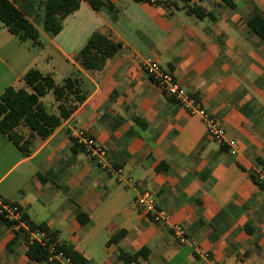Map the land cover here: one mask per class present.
Masks as SVG:
<instances>
[{"label":"crops","instance_id":"crops-1","mask_svg":"<svg viewBox=\"0 0 264 264\" xmlns=\"http://www.w3.org/2000/svg\"><path fill=\"white\" fill-rule=\"evenodd\" d=\"M8 1L37 39L22 41L0 23V95L23 88V75L36 69L56 85L75 79L82 102L48 138L32 137L29 156L0 134V167L13 162L0 177V200L58 231V243L72 245L87 264H264V191L249 177L264 161V42L247 24L254 13L264 19V0H228L232 8L223 0H103L98 10L80 1L55 36L44 29L47 0ZM93 33L121 47L88 73L74 56ZM147 56L220 123L239 154L151 82L140 65ZM80 128L104 149L106 167L71 153V133ZM138 192L151 195L162 222L137 205ZM173 226L192 243L178 245ZM13 237L0 224V264H43L26 258L21 239L8 249Z\"/></svg>","mask_w":264,"mask_h":264},{"label":"trees","instance_id":"trees-1","mask_svg":"<svg viewBox=\"0 0 264 264\" xmlns=\"http://www.w3.org/2000/svg\"><path fill=\"white\" fill-rule=\"evenodd\" d=\"M80 1L47 0L44 15L45 31L55 36L60 31L61 20L75 11ZM83 1H86L93 10H98L104 5L103 0ZM223 1L228 7H233L230 1ZM191 12L195 16L198 15L196 8H193ZM0 23L10 34L17 36L22 41L27 39L36 41L37 39V31L33 25L8 0H0ZM247 24L250 32L264 42V19L254 13ZM120 47V43L113 41L109 36L93 33L85 46L74 56V61L82 70L88 73H96L102 70L106 61L114 56ZM22 80L24 82L23 88H7L0 95V134L9 140L22 156L26 157L31 153L32 137H38L42 140L48 138L60 126L61 122L76 110L82 102V95L77 86V81L70 77L64 79L61 85H56L51 75L31 69L23 75ZM47 94H50L56 103L55 113L50 112L41 100ZM20 128L26 129L28 134L24 135ZM80 152H83L82 147L73 141L71 153ZM249 177L264 191V186L258 182L255 176L250 174ZM18 208L26 229L19 228L14 231V237L7 245L8 249L21 239L26 245L25 256L29 261L60 264L53 259L49 261L52 256L49 247L52 246L54 248L53 254L61 253L65 259L69 260V264H87L83 256L72 245L58 243V231L50 230L44 223L31 221L27 214L20 207ZM77 221L84 224L88 219L79 212ZM0 224L7 227L12 225L1 215ZM33 232L42 233L44 237L40 241L29 240L30 233ZM116 237L112 238V241Z\"/></svg>","mask_w":264,"mask_h":264},{"label":"built area","instance_id":"built-area-1","mask_svg":"<svg viewBox=\"0 0 264 264\" xmlns=\"http://www.w3.org/2000/svg\"><path fill=\"white\" fill-rule=\"evenodd\" d=\"M83 1V0H81ZM148 3L154 6H170L177 2L191 1V0H132ZM143 72L149 77L151 82L165 95L174 100V102L183 110L188 112L192 116H197L203 122L207 135L216 143L223 147H227L231 152L239 154L240 148L237 143L229 138L220 123L209 113H207L199 104L198 100L191 96L179 83L175 80L174 75L167 70L160 67L158 62L152 57H144L140 61ZM71 138L77 145L82 147L83 153L90 159L95 161L99 166L106 167V153L104 149L97 143L91 132L85 128L75 129L71 133ZM257 180L264 186V161L260 165L257 172ZM117 181H121L120 178ZM128 183L134 187L135 184L128 180ZM136 203L139 207L145 210L149 217L154 222H162L165 219V215L162 211H159L156 206V202L152 199L151 195L147 192H138L135 197ZM0 215L7 222L12 223L10 228L13 231H17L19 228L26 229L25 222L21 220V213L18 206L9 204L0 200ZM172 233L175 237L178 245H184L190 241L185 231L181 226H173ZM30 240L40 241L44 237L42 233L33 232L30 233ZM52 256L49 261L56 260L60 264H69V260L65 259L61 253L53 254L54 248L49 247ZM206 257V255H203Z\"/></svg>","mask_w":264,"mask_h":264},{"label":"rangeland","instance_id":"rangeland-1","mask_svg":"<svg viewBox=\"0 0 264 264\" xmlns=\"http://www.w3.org/2000/svg\"><path fill=\"white\" fill-rule=\"evenodd\" d=\"M55 78H56V80H58V79L60 78V75L57 74ZM50 102H51V100H48L47 98L44 99V104H45L46 108L49 109V111H50V109H51V107H52V106L50 105ZM0 137H1V136H0ZM4 141H5V144L7 145V147H10V149H14V148H12V146H10L11 144L8 143L7 140H4ZM8 145H9V146H8ZM0 156H2V154H1V148H0ZM12 165H13V162H11V163H9V164H5V166H1V167H0V177H1L3 174H5V173L11 168ZM20 168H21V167H18L17 169H13L12 171H10V172L6 175V177L4 178V180H3V182H2V186L6 185L11 179H13V178L17 175V173H18V171L20 170Z\"/></svg>","mask_w":264,"mask_h":264}]
</instances>
